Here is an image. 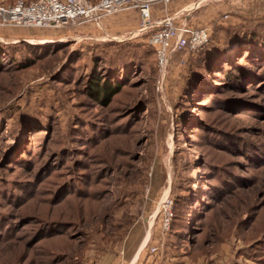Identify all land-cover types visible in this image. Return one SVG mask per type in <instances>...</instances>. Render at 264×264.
Listing matches in <instances>:
<instances>
[{
    "label": "rangeland",
    "instance_id": "374dc122",
    "mask_svg": "<svg viewBox=\"0 0 264 264\" xmlns=\"http://www.w3.org/2000/svg\"><path fill=\"white\" fill-rule=\"evenodd\" d=\"M18 1L22 0H1L5 6ZM91 1L96 4L99 0ZM151 1L135 0L133 8L105 19L109 22L132 13L131 25L138 32L142 27L140 5ZM198 1L181 0L166 7L155 4L152 19H162L166 12L175 15L191 9ZM252 3L256 2L204 4L194 12L179 15L177 23L186 22L195 30H212L216 22L220 23L218 27H230L228 21L235 20L242 23L234 25L238 27L254 24L251 29L255 28L257 37L264 40V29H259L258 23L245 22L264 14L261 4L255 7V13L244 12L245 5ZM109 25L114 28L112 23ZM98 32L94 25L71 29L0 27V43L17 47L30 44L33 53L39 54L33 66L0 74V210L6 213L13 208L4 200L5 189L15 188L17 181H35L40 194L28 210L40 219L62 217L68 222L63 239L70 244V253L62 257V264H141L146 251L160 246L165 238L161 223L166 199L174 200V195L183 194L187 185L201 195L207 184L220 182L218 176V180H212L218 173L214 167L220 166L226 168L225 173L231 172L230 180L235 184L240 179L239 189L233 195H211L214 210L194 225V230H188L190 236L182 241L180 254L167 246L164 260L167 264H264V165L251 162L242 153L225 152L200 130L205 124L218 127L234 133L253 148L254 154H264V78L238 92L233 88L225 90V96H238L259 105L254 111H227L212 100L224 91L222 73L215 79L208 76L206 83L199 85L204 92L194 91L189 103L182 106L179 95L192 52L174 54L159 89L161 73L146 41L125 40L143 44L139 54L143 53L146 59L121 95L104 108L88 98L81 85L91 61V54L85 50L103 43L93 36ZM238 48V44L226 48V63L243 56L237 53ZM81 52H85L83 59L78 57ZM26 53L28 57L32 54L27 48ZM11 55L17 60L21 57L15 51ZM72 66V76H65L68 81H62L58 73ZM42 106L37 117L47 124L38 127L29 110ZM90 121L100 122L105 128L102 142L74 136V129ZM28 123L37 125L24 132ZM14 130L19 131L17 135ZM19 148L22 158L30 160L28 171L13 162L12 154ZM60 149L69 150L61 159L55 154ZM55 156L59 158L54 163L57 170L48 173V179L36 180L38 168ZM80 172L88 174L79 175L81 194L66 197L65 192L58 209L49 207L46 198L55 195L58 184L74 179ZM23 212L16 209L11 213L22 237L18 243L0 248V264H22L24 260L23 246L30 242L38 222L20 218ZM144 247L136 263L138 252ZM164 247L160 254H164ZM45 251L40 246L32 255L43 258L38 262L46 263L49 256Z\"/></svg>",
    "mask_w": 264,
    "mask_h": 264
},
{
    "label": "trees",
    "instance_id": "16d2710c",
    "mask_svg": "<svg viewBox=\"0 0 264 264\" xmlns=\"http://www.w3.org/2000/svg\"><path fill=\"white\" fill-rule=\"evenodd\" d=\"M228 22L230 23L227 25H231L230 27H218L217 25H220L218 22L214 23L212 30L208 27V45H205L206 47L204 46L205 48H201L197 53L191 54L192 57L187 66L188 72L186 73L183 89L179 95V98H181L183 103L182 106L189 103V99L194 91L198 90L199 94L200 92H204L201 91V89L199 90V85L205 84L208 76L215 79L220 73L223 74L222 79L224 80V84L222 85L224 87L222 88L224 91L218 92L212 99L219 104V106H222L220 108L231 112L237 111L248 113L254 111V109L259 106L253 105L254 103L247 101L245 98H240L238 96L237 98H231L230 96H225V90L233 88L234 91L238 92L246 89L248 86H252L256 80L259 82V80L261 81L264 78V40L257 37L258 31H256L255 28L251 29V26L254 24H249L245 27H238L234 25L242 23L235 22V20H229ZM245 22L258 23L257 27L259 29H264V14L262 13L256 18L245 20ZM223 36L225 40L223 39ZM145 41L147 44L146 39ZM234 44L239 45L237 53H239V55L242 54L243 56H239L240 58L238 57L239 59L234 63H226L223 59L226 55L225 50L230 45ZM243 46H245V49H243ZM147 47L152 50L151 54L153 52V56H155L154 48ZM26 48L28 54H30V52L32 53L29 57L26 53ZM143 48L144 45L141 43H130L126 41L119 43L115 41L109 43L103 42L97 43L93 47H88L85 51L87 52V55L91 54V61L88 65L89 70L88 67L86 69V71L88 70L87 75L85 74L84 78L81 80L82 90L85 92L86 96L93 100L97 105L104 108L109 107L130 83L133 74L139 69V65H141L140 63L145 61L146 57L144 54H139V51ZM33 50L34 48L30 44H24L21 47H17L0 43V74H4L7 70L9 71V69L17 71L24 70L25 68H29L36 64L37 60L35 58H38L39 54L36 52L33 53ZM12 51L20 53V59H14L11 55ZM143 51L146 52V50ZM81 53L82 54H78V57L83 59L85 57V52ZM148 53L150 54V52ZM155 58L157 63V57L155 56ZM17 61H19V64H17ZM64 68L58 74H60L59 78L65 82L68 81L65 76L71 77L74 67ZM56 78H58V75ZM222 88L218 87L217 89ZM43 107L44 106H42V109L33 108L32 110H29V113L37 119L35 123L38 124V127L46 126L47 124L45 119L37 117V114L42 113ZM37 124L31 125L28 123L24 126L23 131L25 132L29 129L35 128ZM200 130L208 136V139H210L212 143L216 145L218 144L217 146L223 148L225 152H239L242 153L245 158L251 160V162L264 165V154H254L253 148L247 146L234 133L228 134L224 130L208 124H205ZM104 131L105 128L100 122L92 123L90 121L89 123H83L82 128L78 127L77 129H74L73 134L74 136L80 135L83 141H93L98 139L100 143L104 139L101 137L105 135ZM18 132L19 131L14 130L16 135ZM84 138L86 140H84ZM20 149L21 148H19L17 152H13V162L19 165L21 169L28 171L30 160L22 158L21 154H23V152L20 153ZM63 149H60L59 152H55L60 159L63 158L64 155L67 156V151H69H64ZM23 150L24 149H22V151ZM57 156L44 162L43 165L38 168V173L35 177L36 180H42L43 178L48 179L49 177L46 178L45 176L51 171L57 170L54 168H58V165L55 166L54 164L59 159ZM214 168L216 170L218 169V173L214 175L212 180H218V176L219 183L211 182L210 184H207V188L204 186L205 188L201 191V195L200 193H193V189L188 185L186 188H183V194L174 195V203L172 207L173 218L170 224V231L163 234L165 235V238H162L163 242H160L163 243V246H166V248L164 247L163 254L164 262H166L164 259H167V246L168 250L172 249L173 251L175 248L177 249V254H180L182 241L190 236L188 230H194V225L201 222L204 216L207 218L214 210V208H212L214 204L212 205L210 203L211 195H233L239 189V178L238 180L236 179L237 182L235 184V182L230 180L229 174L231 172L225 173L226 168L220 166ZM109 170H111V168ZM61 172L62 171H60L59 174ZM221 172L224 173L222 174ZM79 175L84 177L88 176V174L80 172L74 179L63 180L58 184V188L55 190V195L51 194L50 197L46 198L49 202V207L58 209L63 200L61 195L65 192H67L66 197L71 194L75 195V197L81 194V180H78ZM101 180H104V178ZM203 181L204 183H207L205 179ZM90 184H92V180L90 181ZM35 185V181L31 182L22 180L16 182L15 188L4 190V200L13 208L6 213H3V211L0 210V248L6 245H14L21 239L22 236L18 234L16 230V228H18L16 224L17 222H14L13 218H11V213L16 209H23L24 212L20 218H34L33 220L38 223L35 225L30 242L23 246V249L26 250V255L22 264H62L64 261L62 257L68 256V252L70 253V244L63 239L66 238L67 235L65 233V226L68 222H65L62 217L40 219L35 213L28 210L32 205V201L38 198L40 194L38 193L39 186L36 187ZM79 200L83 201L82 198ZM40 246H44L47 250L45 251V255L49 256V258L46 263L44 261L38 262L39 260L42 261L43 258L32 255L34 249L38 250ZM242 253L246 254L247 252L243 251ZM144 258L146 259L144 260V263L141 262V264H146L148 260L157 261V258L154 257L149 250L146 251Z\"/></svg>",
    "mask_w": 264,
    "mask_h": 264
},
{
    "label": "built area",
    "instance_id": "2783aa9c",
    "mask_svg": "<svg viewBox=\"0 0 264 264\" xmlns=\"http://www.w3.org/2000/svg\"><path fill=\"white\" fill-rule=\"evenodd\" d=\"M181 0H152L149 4L140 5L141 29L149 47L154 48L157 57L158 70L161 78L158 87L167 78V66L174 54L183 52L196 53L209 42L208 30L193 29L188 23H177L178 16L184 12H194L208 3L261 2L264 0H199L191 9H183L175 15H166L162 19H152L153 5L180 2ZM135 0H99L93 4L91 0H22L14 5L5 6L0 0V27H17L32 29L69 28L94 25L100 27L103 20L109 16L133 8ZM130 4H132L130 6ZM225 18H228L226 16ZM174 201L167 198L163 203V220L161 230L168 233L172 222V207ZM162 246V248H160ZM160 246H151L149 252L157 258L148 260L146 264H167L163 261V243Z\"/></svg>",
    "mask_w": 264,
    "mask_h": 264
},
{
    "label": "crops",
    "instance_id": "0c3cea01",
    "mask_svg": "<svg viewBox=\"0 0 264 264\" xmlns=\"http://www.w3.org/2000/svg\"><path fill=\"white\" fill-rule=\"evenodd\" d=\"M262 5L261 8L264 10V1L256 2L252 4H246L245 5V11H251L252 13H255V7ZM174 12V11H173ZM262 14V13H261ZM259 13V15H261ZM139 16V15H138ZM258 17V16H256ZM132 20V13H127L123 15H119L118 17H115L112 20L107 21V19L103 20L102 24L100 25L98 33H94V37L97 42H104L106 40H111L115 42H123L125 40H130L132 42L143 40L145 41V36L141 34L138 30V32L133 29V25H131ZM110 23L114 26V28H109ZM145 250V247L142 248V250L138 255V258L136 260V263H138L139 259L141 258V255L143 251ZM136 257V256H135Z\"/></svg>",
    "mask_w": 264,
    "mask_h": 264
},
{
    "label": "bare ground",
    "instance_id": "6f19581e",
    "mask_svg": "<svg viewBox=\"0 0 264 264\" xmlns=\"http://www.w3.org/2000/svg\"><path fill=\"white\" fill-rule=\"evenodd\" d=\"M197 173H198V172H197ZM195 174H196V173H195ZM200 176H201V175H200V173H199V174L196 175L195 178L198 180V178H200Z\"/></svg>",
    "mask_w": 264,
    "mask_h": 264
}]
</instances>
